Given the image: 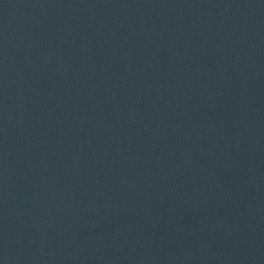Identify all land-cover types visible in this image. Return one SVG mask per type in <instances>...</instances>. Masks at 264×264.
Masks as SVG:
<instances>
[{
  "label": "water",
  "instance_id": "obj_1",
  "mask_svg": "<svg viewBox=\"0 0 264 264\" xmlns=\"http://www.w3.org/2000/svg\"><path fill=\"white\" fill-rule=\"evenodd\" d=\"M0 264H264V0H0Z\"/></svg>",
  "mask_w": 264,
  "mask_h": 264
}]
</instances>
